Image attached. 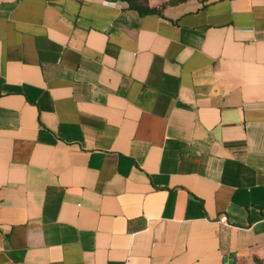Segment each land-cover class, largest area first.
Listing matches in <instances>:
<instances>
[{"label": "crops", "instance_id": "1", "mask_svg": "<svg viewBox=\"0 0 264 264\" xmlns=\"http://www.w3.org/2000/svg\"><path fill=\"white\" fill-rule=\"evenodd\" d=\"M162 14L0 0V264L264 257V0Z\"/></svg>", "mask_w": 264, "mask_h": 264}, {"label": "trees", "instance_id": "2", "mask_svg": "<svg viewBox=\"0 0 264 264\" xmlns=\"http://www.w3.org/2000/svg\"><path fill=\"white\" fill-rule=\"evenodd\" d=\"M127 3L130 10L137 12L140 16L147 14H157L163 16L162 11L168 5H174L186 0H167L158 6H151L149 0H121ZM255 259V258H254Z\"/></svg>", "mask_w": 264, "mask_h": 264}, {"label": "rangeland", "instance_id": "3", "mask_svg": "<svg viewBox=\"0 0 264 264\" xmlns=\"http://www.w3.org/2000/svg\"><path fill=\"white\" fill-rule=\"evenodd\" d=\"M252 264H264V257L263 258H255Z\"/></svg>", "mask_w": 264, "mask_h": 264}, {"label": "built area", "instance_id": "4", "mask_svg": "<svg viewBox=\"0 0 264 264\" xmlns=\"http://www.w3.org/2000/svg\"><path fill=\"white\" fill-rule=\"evenodd\" d=\"M219 220H220L221 222H225V221H226V217L223 215V216H221V217L219 218Z\"/></svg>", "mask_w": 264, "mask_h": 264}, {"label": "water", "instance_id": "5", "mask_svg": "<svg viewBox=\"0 0 264 264\" xmlns=\"http://www.w3.org/2000/svg\"><path fill=\"white\" fill-rule=\"evenodd\" d=\"M229 264L231 263V260H229V262H228Z\"/></svg>", "mask_w": 264, "mask_h": 264}]
</instances>
